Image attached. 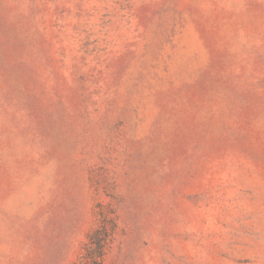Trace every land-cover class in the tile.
I'll return each mask as SVG.
<instances>
[{
    "label": "rangeland",
    "instance_id": "rangeland-1",
    "mask_svg": "<svg viewBox=\"0 0 264 264\" xmlns=\"http://www.w3.org/2000/svg\"><path fill=\"white\" fill-rule=\"evenodd\" d=\"M0 264H264V0H0Z\"/></svg>",
    "mask_w": 264,
    "mask_h": 264
}]
</instances>
